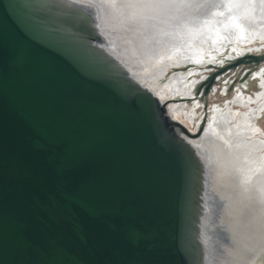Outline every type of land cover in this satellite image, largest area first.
Segmentation results:
<instances>
[{
    "label": "water",
    "instance_id": "95a60500",
    "mask_svg": "<svg viewBox=\"0 0 264 264\" xmlns=\"http://www.w3.org/2000/svg\"><path fill=\"white\" fill-rule=\"evenodd\" d=\"M63 4L0 0V264H204L187 138L206 119L173 134L177 100L159 106Z\"/></svg>",
    "mask_w": 264,
    "mask_h": 264
},
{
    "label": "bare ground",
    "instance_id": "6f19581e",
    "mask_svg": "<svg viewBox=\"0 0 264 264\" xmlns=\"http://www.w3.org/2000/svg\"><path fill=\"white\" fill-rule=\"evenodd\" d=\"M263 1L63 0V5L90 20L110 61L159 106L176 99L170 109L195 125L190 130L195 133L203 116L196 121L200 105L188 107L187 101L201 80L196 76L204 73L199 67L217 63L230 43L231 53L241 55L246 46L264 42ZM191 65L187 73L167 76ZM256 77L262 88L256 98L236 93L224 107L213 106L201 137H186L202 167L199 239L206 252L210 247L204 264H256L264 256V132L257 126L264 112V76ZM169 105L160 107L161 116L178 136Z\"/></svg>",
    "mask_w": 264,
    "mask_h": 264
},
{
    "label": "rangeland",
    "instance_id": "374dc122",
    "mask_svg": "<svg viewBox=\"0 0 264 264\" xmlns=\"http://www.w3.org/2000/svg\"><path fill=\"white\" fill-rule=\"evenodd\" d=\"M260 6L264 8V1ZM230 45L228 44L226 46L225 51L220 55L221 57L218 56L217 63L206 67H199V69L204 70V73L196 76L201 80L194 89V99L187 101L188 107H192L195 102H198L200 105L196 110V121L202 116L208 119L213 106L224 107L226 102L233 99L235 94L240 91L243 92L247 99L250 97L256 98L258 95L257 93L260 94L262 92L260 79L256 77V74L261 72L264 76V60H256L253 57L264 58V42L257 41L246 46L245 49H250L246 51L245 54L241 55L232 54L231 48L234 44L230 43ZM256 46L260 48L256 49ZM231 55L234 57H231ZM190 68L194 67L191 65L183 68H173L169 71L167 76H171L179 70L187 73ZM170 106L171 105H169V114L172 119L182 123L191 131L195 129V125H191L183 117L174 113L173 110L170 109ZM252 107L257 108L258 105L253 104ZM235 108L241 109L242 111L247 110L246 108H238L236 106ZM203 119L204 118H202V120ZM257 126L264 132V112L258 117ZM198 130L199 128H196L195 131ZM256 264H264V256L260 258Z\"/></svg>",
    "mask_w": 264,
    "mask_h": 264
},
{
    "label": "flooded vegetation",
    "instance_id": "af4514ba",
    "mask_svg": "<svg viewBox=\"0 0 264 264\" xmlns=\"http://www.w3.org/2000/svg\"><path fill=\"white\" fill-rule=\"evenodd\" d=\"M204 119L206 118L205 116L203 117ZM197 132V131H196Z\"/></svg>",
    "mask_w": 264,
    "mask_h": 264
}]
</instances>
